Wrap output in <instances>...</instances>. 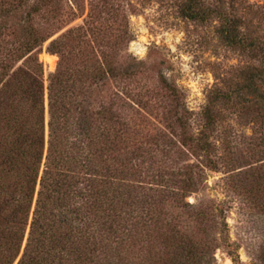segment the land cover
<instances>
[{
    "label": "trees",
    "instance_id": "obj_1",
    "mask_svg": "<svg viewBox=\"0 0 264 264\" xmlns=\"http://www.w3.org/2000/svg\"><path fill=\"white\" fill-rule=\"evenodd\" d=\"M69 8L71 21L85 12ZM220 8L210 0H182L179 6L182 17L192 21L219 18L227 45L259 64L240 70L235 94L218 89L210 96L197 137L182 118L173 123L179 131L170 130L182 147L203 151L207 165L215 168L210 131L223 120V110L252 117L264 131V38L240 36L239 21ZM112 9L108 0L90 1L84 25L51 42L50 51L60 62L50 77L47 98L38 56L49 37L26 40L21 55H5L0 47V264H135L137 258L145 264L158 238L181 233L183 216L203 234L210 230L209 210L187 201L205 186L203 165L167 170L157 156H168L173 149L130 143L132 112L142 104L131 98L128 85H118L117 79H129L134 66L122 64L126 58L121 47L130 33L114 34L116 20L107 18ZM74 39L82 47L67 51ZM13 55L18 62L25 58L16 69L10 62ZM161 85L176 101L177 88L166 78ZM224 146L227 151L229 144ZM227 165L230 173L236 170L232 162ZM142 177L152 182L140 181ZM219 213L225 212L221 208ZM191 240L187 256L192 258L197 247ZM203 246L194 264H203L217 248L210 241Z\"/></svg>",
    "mask_w": 264,
    "mask_h": 264
},
{
    "label": "rangeland",
    "instance_id": "obj_2",
    "mask_svg": "<svg viewBox=\"0 0 264 264\" xmlns=\"http://www.w3.org/2000/svg\"><path fill=\"white\" fill-rule=\"evenodd\" d=\"M54 1L0 0V47L5 55H21L23 43L34 35L40 39L49 37L42 43L38 56L44 67L46 98L50 77L60 62V56L50 51V44L69 29L84 25L92 0ZM217 1L210 0L222 6L220 9L226 16L239 21L240 36L264 38V0ZM108 2L113 9L110 15L106 13L107 18L116 20L114 34L125 30L130 33L121 47L126 58L122 64L134 66L129 79L124 82L117 79L118 85H128L131 98L142 104L132 112L130 143L150 150L173 149L168 156L161 152L157 156L166 162L163 166L167 170L177 171L183 164H202L205 186L187 201L210 213L207 234L183 216L179 222L181 233L174 231L158 238L145 264H194L201 257L206 241L217 248L210 250L203 264H264V207L257 206L264 204V131L252 117L243 119L238 111L223 110V120L210 131V141L215 146L211 159L217 162L216 168L207 165L203 151L182 147L179 137L170 134L175 120L182 118L190 125V133L197 137L205 123L210 96L218 89L235 94L240 87V70L258 65L259 61L227 45L220 32L223 22L219 18L199 22L182 17L179 10L182 0ZM55 4L56 8L60 4L58 10ZM69 7L78 14L84 9L85 12L71 21ZM78 43L76 39L70 41L66 50H78L75 47L81 46ZM15 59L13 55L10 61L14 69L25 58L19 62ZM216 75L232 80H217ZM163 78L177 88L176 101L162 87ZM158 135L161 139L157 141L154 137ZM224 142L229 144L227 151ZM228 162H232L235 171L229 172ZM145 181L152 182L150 178ZM221 208L225 213H219ZM166 209L178 215L172 207ZM189 237L197 247L192 258L187 256ZM231 252L238 255L240 263L233 261ZM135 264L142 262L137 258Z\"/></svg>",
    "mask_w": 264,
    "mask_h": 264
}]
</instances>
